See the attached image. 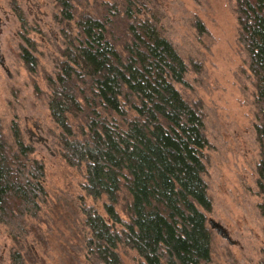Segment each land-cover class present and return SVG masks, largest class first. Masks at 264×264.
Listing matches in <instances>:
<instances>
[{
    "label": "trees",
    "instance_id": "16d2710c",
    "mask_svg": "<svg viewBox=\"0 0 264 264\" xmlns=\"http://www.w3.org/2000/svg\"><path fill=\"white\" fill-rule=\"evenodd\" d=\"M84 1L55 0L65 49L48 86L62 157L84 171L90 197L107 200V219L85 210L88 245L103 264H120L119 246L142 264H211L205 114L177 88L186 86L189 67L163 35L153 0H95L94 15L78 16ZM236 15L255 79L264 195V0H236ZM26 42L21 57L35 72L37 50ZM11 130L13 144L0 120V224L17 240L28 235L47 191L44 164L16 123ZM122 195L127 221L117 211ZM21 263L14 253L11 264Z\"/></svg>",
    "mask_w": 264,
    "mask_h": 264
},
{
    "label": "rangeland",
    "instance_id": "374dc122",
    "mask_svg": "<svg viewBox=\"0 0 264 264\" xmlns=\"http://www.w3.org/2000/svg\"><path fill=\"white\" fill-rule=\"evenodd\" d=\"M99 6L86 0L77 15H94ZM151 7L163 35L189 67L186 86L177 88L205 114L211 264H264L255 79L239 40L236 0H153ZM57 11L55 0H0V120L10 144L16 123L23 142L33 147L32 158L45 166L47 191L39 217L28 221L27 236L16 240L0 224V264H11L14 253L21 264H103L88 245L92 232L85 210L107 219V200L90 197L84 171L62 157L61 131L49 110L48 76H55L65 49ZM27 39L37 50L35 72L21 57ZM124 205L122 195L117 211L127 221ZM117 253L120 264L144 263L127 247L119 246Z\"/></svg>",
    "mask_w": 264,
    "mask_h": 264
}]
</instances>
